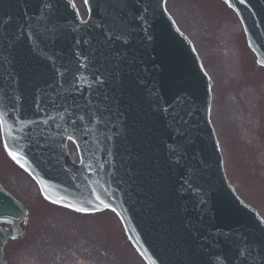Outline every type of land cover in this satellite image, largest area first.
<instances>
[{"label": "water", "instance_id": "1", "mask_svg": "<svg viewBox=\"0 0 264 264\" xmlns=\"http://www.w3.org/2000/svg\"><path fill=\"white\" fill-rule=\"evenodd\" d=\"M27 1L0 0L4 23L0 26V117L10 152L24 161L16 150L11 121L25 123L23 120L32 118L37 142L38 129L45 120L51 121L49 112L54 105L67 111L88 109L98 119L96 130L104 147L108 145L107 128V133L121 134L116 141L125 156L119 160V169L126 174L128 198L123 197L121 205L114 201L112 205L151 264H264V224L237 199L224 178L208 122L210 85L192 45L166 13L165 0H115L120 8L114 10L105 6L109 0H88L91 19L85 24L70 12L67 0H49L52 13L58 10L60 19L65 20L62 23L74 25L73 30L29 36L40 42L44 53L54 55L49 60L40 56L24 30L18 29L33 18L23 13V6H30ZM44 2L37 0L38 5ZM229 2L240 14L250 43L264 63V0ZM46 17L38 20L43 22ZM106 20L120 27L130 41L95 38L100 23ZM90 40L100 47L112 46L115 57L103 54L101 48L91 49ZM118 57V67L105 71ZM102 63L108 67L102 70ZM94 75L107 81L102 86L118 107L117 117L100 102L94 108L84 99V88L71 89L74 81ZM199 76L203 87L197 84ZM7 93L14 94L12 111L4 112ZM51 114L62 118L56 109ZM80 120L81 129L88 128L89 120L85 116ZM59 128V122H51L44 142L53 144ZM43 149L53 159L51 146ZM82 154V166L73 165L65 149L59 160L73 173L85 176L86 185L94 177L89 174L84 150ZM25 167L43 188L42 177L56 180L40 163L36 169ZM67 172L64 170L66 174L59 179L65 187L73 182ZM87 190L78 194L77 203L89 197L82 195ZM94 194L99 196L100 191ZM24 216L21 205L0 186V222L15 230L11 235L0 228V264H6L3 247L9 238L17 237Z\"/></svg>", "mask_w": 264, "mask_h": 264}, {"label": "rangeland", "instance_id": "2", "mask_svg": "<svg viewBox=\"0 0 264 264\" xmlns=\"http://www.w3.org/2000/svg\"><path fill=\"white\" fill-rule=\"evenodd\" d=\"M76 2L85 17L84 3L81 0ZM214 2L169 0L168 5L181 29L195 44L207 70L217 78L215 95L223 90L228 96L236 89L234 84L241 76L238 61L232 64L237 54L233 46L240 42L243 29L235 14H229L225 6ZM228 65H231L229 73L224 69ZM230 101L225 98L224 103L215 104L212 109L219 128L224 126V113L226 107L231 106ZM240 115L233 113L229 118L231 122L227 120V123L232 124ZM0 149V180L32 206L31 225L26 237L7 250L12 264H145L126 240L122 225L113 215L79 217L52 207L41 200L36 184L28 175L5 155L1 134ZM260 197L264 199V195ZM261 212L264 215V205H261ZM84 253L91 258H85Z\"/></svg>", "mask_w": 264, "mask_h": 264}, {"label": "snow or ice", "instance_id": "3", "mask_svg": "<svg viewBox=\"0 0 264 264\" xmlns=\"http://www.w3.org/2000/svg\"><path fill=\"white\" fill-rule=\"evenodd\" d=\"M85 4L88 3V0H84ZM5 147H7V144H5ZM9 155L12 157L13 160H16L17 163H19V160L17 159V155L13 152H9ZM76 211H83V209H75Z\"/></svg>", "mask_w": 264, "mask_h": 264}]
</instances>
